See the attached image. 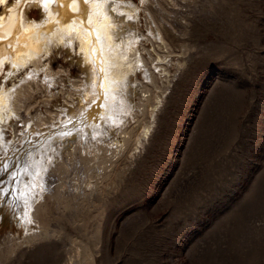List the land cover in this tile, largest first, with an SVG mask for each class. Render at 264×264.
Instances as JSON below:
<instances>
[{
    "label": "rangeland",
    "instance_id": "rangeland-1",
    "mask_svg": "<svg viewBox=\"0 0 264 264\" xmlns=\"http://www.w3.org/2000/svg\"><path fill=\"white\" fill-rule=\"evenodd\" d=\"M127 1L141 38L96 141H43L86 87L65 47L6 81L29 117H0L1 184L29 130L44 152L36 207L0 198V264H264V0Z\"/></svg>",
    "mask_w": 264,
    "mask_h": 264
},
{
    "label": "bare ground",
    "instance_id": "bare-ground-1",
    "mask_svg": "<svg viewBox=\"0 0 264 264\" xmlns=\"http://www.w3.org/2000/svg\"><path fill=\"white\" fill-rule=\"evenodd\" d=\"M0 6L3 7L0 13V74L9 67L0 88V117L11 120L10 123L14 117H29L17 106L20 97L26 95V88L12 86L7 89L6 81L30 62L49 55L53 45L65 47L74 54L73 60L82 70L86 87L74 98V105H68L63 122L43 141H61L59 151L65 143L74 142L78 137L96 141V131L104 130L116 117L114 113L120 101L118 85L132 71L131 65L125 64L128 63L127 54L135 51V43L141 38L137 28L139 9L130 8L127 0H0ZM33 7L41 9L40 21L31 18ZM2 119L1 144L4 142ZM28 132L29 139L24 143L29 146L30 153L23 154L13 165L14 172L6 179L7 186L0 182V198H6L22 215L23 211L26 214L30 207H36L25 191L38 174L32 160L44 152L42 144L31 145L32 136L30 130ZM27 175L30 181H26Z\"/></svg>",
    "mask_w": 264,
    "mask_h": 264
}]
</instances>
